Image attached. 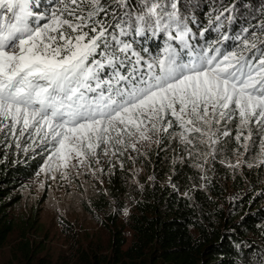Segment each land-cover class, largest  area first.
Instances as JSON below:
<instances>
[{
  "label": "snow or ice",
  "instance_id": "1",
  "mask_svg": "<svg viewBox=\"0 0 264 264\" xmlns=\"http://www.w3.org/2000/svg\"><path fill=\"white\" fill-rule=\"evenodd\" d=\"M183 7L0 0V141L42 148L40 171L51 179L102 173L165 134L189 155L197 140L215 149L232 125L244 154L257 142L264 152V135L254 137L264 132V18L229 35L224 21L232 23L236 5H222L210 27L194 31ZM213 25L218 35L206 39ZM242 165L264 169V159L228 166ZM254 264H264V252Z\"/></svg>",
  "mask_w": 264,
  "mask_h": 264
},
{
  "label": "trees",
  "instance_id": "2",
  "mask_svg": "<svg viewBox=\"0 0 264 264\" xmlns=\"http://www.w3.org/2000/svg\"><path fill=\"white\" fill-rule=\"evenodd\" d=\"M182 2V11L196 22L190 25L194 31L201 26L210 27V20L222 5H236L232 23L224 21L229 35L264 18V0ZM211 27L213 30L206 33L209 40L218 35L215 26ZM162 43L144 42L151 49ZM167 144L166 139L162 140L161 149L156 147L146 160L150 163V173L156 178L143 190H134L137 184L130 183L133 180L130 172L125 175L119 170L110 177L116 201H123L133 191L137 193L129 214L134 233L130 245L125 248L127 242L116 226L109 253L84 252L74 264H254L257 256L264 252V181L261 170L249 177L237 175L228 181H215L202 189L192 190L187 182L192 170L189 160L184 159L181 162L185 163L174 166L173 148L167 150ZM26 157L27 154L18 159L10 152H0V248L12 231L9 213L19 201L18 193L45 161L44 151L34 158ZM227 184L235 190L232 197L227 192ZM24 258L26 262L23 264H53L47 258L37 259L35 254Z\"/></svg>",
  "mask_w": 264,
  "mask_h": 264
},
{
  "label": "rangeland",
  "instance_id": "3",
  "mask_svg": "<svg viewBox=\"0 0 264 264\" xmlns=\"http://www.w3.org/2000/svg\"><path fill=\"white\" fill-rule=\"evenodd\" d=\"M230 127L232 137H221V142L215 149H211L207 141L197 140L192 155H189L188 146L174 136L165 134L160 138L161 141L166 139L169 142L167 150L173 148L171 158L174 166L185 163L181 162L184 159L189 160L192 166L191 176L187 180L191 185L189 189H202L212 182L228 181L237 175L249 177L256 170H261L264 181V169L261 167L249 168L242 165L233 169L228 166L237 160L258 164L264 159V152L261 151L258 142L252 146L251 154H244L240 143L234 139L235 126ZM257 135H264V132L254 131V137ZM225 140L227 142H224ZM8 143L11 146L5 147L0 141V152H10L18 156V159L26 154L27 159L34 158L43 152L39 147L32 151L27 141L22 140L19 148L15 147L11 140ZM159 145L160 143L150 142L141 148L140 153H131L132 159L121 157L120 160L114 161L115 167L105 164L106 170L102 173L77 175L75 170H72L69 179L62 178L59 173H53L57 178L51 179L40 171L45 166L47 157V153L44 152V163L33 178L24 183L18 193L19 201L9 213L12 231L0 248V264H23L26 262L24 257L30 254L37 255V259L47 258L53 264H74L84 252L109 253L110 241L116 226L117 230L122 232L127 248L134 236L129 214L134 208L137 193L133 191L123 201H116L110 177L119 170L125 175L130 172L133 177L130 183L137 184L134 190H143V187L156 178L155 174L150 173L151 170L148 169L150 163L146 160L156 147L161 149ZM211 151L215 152L214 157L208 154ZM121 162L123 167L120 166ZM226 189L232 197L235 190L230 189L229 184L226 185ZM189 191L195 194V191Z\"/></svg>",
  "mask_w": 264,
  "mask_h": 264
}]
</instances>
